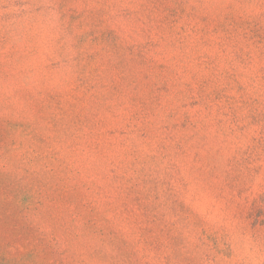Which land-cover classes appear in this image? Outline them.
Instances as JSON below:
<instances>
[{"label": "rangeland", "instance_id": "374dc122", "mask_svg": "<svg viewBox=\"0 0 264 264\" xmlns=\"http://www.w3.org/2000/svg\"><path fill=\"white\" fill-rule=\"evenodd\" d=\"M0 264H264V0H0Z\"/></svg>", "mask_w": 264, "mask_h": 264}]
</instances>
